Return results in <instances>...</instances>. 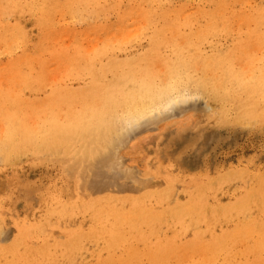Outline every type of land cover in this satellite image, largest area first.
Instances as JSON below:
<instances>
[{"label": "rangeland", "instance_id": "374dc122", "mask_svg": "<svg viewBox=\"0 0 264 264\" xmlns=\"http://www.w3.org/2000/svg\"><path fill=\"white\" fill-rule=\"evenodd\" d=\"M56 1L57 2H54V0L52 1L51 0H38L39 3L37 2L36 7L30 6V0H26V1L16 0L15 1L16 3L10 0H5V1L3 0L1 2L2 4L0 3V15H2L0 16V19L4 17L5 12L6 14L8 13L10 14V15L8 14L7 16L5 15L4 19L0 20V25H1L0 26V42L3 43L1 44L2 46L0 45L1 46L0 47V65L3 63H6V64L8 63L7 61L9 59V54H11L9 52L8 45L11 40H17L20 46L22 45L20 50L17 49L16 54L20 55L22 51H25L31 57H35V56L39 57L37 59L38 62H35L32 65V67H30L29 70H25V73L28 74L29 78L31 77L33 80L37 79V82H36L37 84L27 83L26 85V83L23 84L22 82H19L18 84L14 85V88L9 89L7 86V83H9V81H7L5 78H1L0 76V87L2 88L0 90V93L6 95V101H5L6 103L4 104L5 106L4 107L2 106L3 108L2 112L5 114H2V116H0L1 117L0 119H2V117L5 118V116L7 117V115L13 109H17L16 107H19L21 111L23 110L22 112L25 115V121L28 124L27 126H29V129L34 127V126L31 127L30 119L26 118L29 115L33 116V117L29 116L31 120H35L36 118L34 117V114L35 115L39 114L38 117L37 116L36 117L38 120L41 119L39 120L40 122L42 121V119H47L49 122L48 123L44 121L46 122L45 125L48 127L47 129H44V132L48 130V134L46 133L47 135L42 134L43 133L42 127H40V130H38L39 129L38 125H37V130L35 128L31 130L32 136H34L35 134H37V136L38 134L39 135L42 134V135L39 139L37 138V141H35L36 139H33L34 141L33 142L30 141L26 147L25 145L23 146L25 148L23 153L25 154L22 153L23 151L22 150L19 154L14 156L15 158L11 157V158L5 159L4 157L0 156V169H2L0 170V196H2L0 197V203H4V204H0V205H3V206H0V218L3 221V223H0V226L2 224V227H1L2 229L0 228L1 229L0 231H3V232L7 231L8 233L4 232L6 234V237H11L12 240L14 241V243L0 242V252H1L0 261L1 263L4 264L5 260H7L8 262L9 261V259H7V256H8L9 258L10 257L13 258V260H11L12 259L11 258L10 261L12 262L14 261L13 263L9 261L10 264H14V263L15 264H33L34 259L35 260L37 259L36 261L38 262L39 260L40 261L42 260L41 261L42 264H82V263L83 264H141V262L142 264H148L147 263L148 259H151V258L156 259L158 263L159 262L161 263V261L163 262L166 260L167 264H172L167 252L155 251L156 254L150 253L151 250H159L157 248H162V247L163 248L176 247L178 250H180L177 252V255L179 254V257L176 262L180 260L182 261L185 260V263H190L202 257L199 251L200 246L202 245L209 246L210 244H212L211 237L214 234V231H212V229L215 231L217 230L218 233L223 232L222 233V235H224L223 238L226 235H229L232 238L233 236L239 235L237 240L235 241L236 243L234 247L236 250L233 249L232 254L231 252L228 254L229 257L226 259L227 262H229L230 264H233L230 258L234 259V257L235 259H237V260L235 259L234 260L236 262H239V264H248L251 261L258 260V259L255 260V258L252 259V257H250L251 261L250 260H248L249 262L244 261L246 257H243V256L246 253L242 254L244 253V250H241L242 245H240L237 241L239 239L242 240L245 237L247 238L250 237L251 230L249 229V227L251 226V224L257 225L259 223H262V221L264 220V215L262 216V215H257L256 213H253V215L255 214L254 216L257 219L254 218L252 220L253 221L252 223L251 221L249 222V219L248 218L246 219L244 215H242L241 217V214L238 216V218L240 219L237 220V218L235 217L227 222L225 219L217 220L215 219V217H211L210 219L209 216L204 217L200 215L199 213H198L199 215L197 214L198 216L192 215L190 217L189 216L187 217V215L185 214L187 213V207H189V205L193 203L194 204L199 203L201 207L209 208V203L214 198L217 201L221 200V202L224 205H227L228 207H231V208H233L234 206L236 207L238 205L240 206L241 199L244 197V194L246 193V191L247 190L252 191L255 188V186H257V183L260 182L261 178L264 181V99H262L263 97L262 92L259 93L260 90L262 89V86L260 85L259 81L264 82V78L261 77L259 70H257L255 73V70H254L255 68H252V69L250 68V67H253V65H256V66L260 65V63H262L261 65L264 64V39L260 38L261 40L253 41V40L238 36V34H240L241 32L243 31L245 32L244 25L243 26L240 25L239 27L236 23H233L231 25H225V26L223 24H218V23L207 24L209 23L208 19L207 20L199 19V21L197 22L198 15H196L195 13V6L196 7L202 6V4L205 2L204 0H197V1L193 0V2L192 0H175V1L167 0L168 2L165 1L163 3H158L156 8L160 12H163L170 6H171L170 8L177 9L181 7L182 5L183 8H180V9L183 12L185 10V14L188 12L184 17L186 22L184 19H180L181 21L179 20L178 22H175L172 24L170 22L161 23L158 26H155L152 28V29L157 30L156 34L147 32L151 28V26H148V24H144V25L140 24V30L142 32L140 36L136 38H131L132 35L129 38L127 36L134 32L133 30L134 24H125L128 26H125V30H124V24L121 21H119L120 13L125 11V12H128V14L130 13L132 14L134 11H136L135 8H137L138 5L134 4L136 3L135 0H122V2H120L121 0H117L116 3L113 2L115 3L116 6L112 3V0H108L107 7H105L106 10H104L105 9L104 8L103 9L104 11L101 10V12L96 13V15H93L91 18H88L85 20L83 19L81 15L77 13L74 14L73 10L67 7L68 0H60V2L62 1L61 2L62 4L58 2V0ZM63 1H66L67 3L66 2L64 3ZM93 1H97L96 6H98V0H93ZM247 1L249 2V5L254 6V7H258V6L262 7V4L264 5V0H252V1L247 0ZM6 2L8 3V5ZM19 2L22 5V7L20 6ZM44 2H47L48 6L43 4ZM110 3L115 6V10H117L118 4L120 5L119 10H117L118 13L114 11V6L113 5L111 6ZM16 4L17 5L19 4V7ZM108 4L110 5L111 8L109 7ZM63 5H65V7ZM6 6L7 7L10 6V7L7 8ZM45 6L46 7L55 6V9H51L49 11L50 12L49 15L46 14L45 16V22L48 24H43L45 22L41 21L43 9L46 8ZM61 6L63 7L61 8ZM173 6H176V7H173ZM230 6L231 5L228 4L226 8L227 9L229 8V10H231L232 8ZM38 8L41 9L40 12ZM109 8L110 10H108ZM12 9L14 11H11ZM24 10L25 11L27 10L28 12L24 13L25 12ZM11 12L12 14L13 12H15L16 14L12 15ZM68 12L70 13L72 12V13L70 14ZM101 13L104 15H102ZM106 13L111 14V17L107 15ZM189 13L191 14V16ZM19 14H22V15H19ZM68 14L69 16L67 17ZM17 15H19L20 17H17ZM63 15L66 17H64ZM186 18H189L190 20H187ZM15 19H18V20L14 21ZM252 19L254 20L253 24H255L256 22L255 18H252ZM34 20L35 21L37 20L38 22L37 21L34 22ZM13 21H14V24H13ZM189 21H192V22H189ZM181 22L182 24H180ZM41 23L43 25H39ZM188 23H190L189 26H188ZM195 23H198L199 25L198 24L196 25ZM21 24L23 28L19 26ZM33 24L36 25V27L32 26ZM180 25H185V26L180 27ZM232 25H234V27L237 30H235V28ZM257 25H254L253 27ZM25 26L28 29H25ZM45 27H48L47 31L44 30ZM194 27L195 29H192ZM214 27L216 28V30ZM231 27L233 28V30ZM38 28L40 29L38 30ZM72 28L73 30H71ZM212 28H214L213 31L210 30ZM239 28H243L242 31L238 32ZM169 29H171L172 32ZM19 30H22V31L25 30V33L23 32L24 33L23 34L21 33V31L19 32ZM13 31L15 32V36L12 37L11 33ZM85 32L86 33L88 32V33L84 35ZM20 33L21 35L22 34L23 35L21 36ZM177 34H178V37H177ZM170 35H172L173 37ZM1 36L5 40L3 39L1 40ZM95 37H99L102 42L100 40L95 39ZM176 38L179 39L177 40V42H176ZM192 38L194 40H192ZM54 40L56 41V43ZM67 41L68 42L71 41V42L68 43ZM156 42L158 45L156 44ZM85 43H88L86 44L89 47L88 49L90 48H91L90 50L94 49V52L92 51L91 53L93 54L96 53L94 54V56H91L92 58L93 57L95 58L94 63H93L94 67H92L91 69H86V70H82L79 72L77 70L78 65L76 64L81 63V61H83L82 59H84L86 54H91V53H84V51L83 52L81 51V48L84 47ZM183 43L185 46L183 45ZM206 43H209V44H206ZM46 44H49V45H46ZM55 44L57 45L56 47L54 46ZM65 44H67L68 46L64 47ZM123 45L125 47H123ZM78 46H81V48L78 49L81 51L79 53L80 55L78 54L79 51L78 52L76 51L77 50L76 47ZM168 48H171V49H168ZM186 48H188V50ZM150 49L153 52H151ZM177 49H179V51ZM147 50L151 53H149ZM162 50L164 51V53ZM186 50L187 52L185 53ZM69 51L71 52L69 53ZM61 52L63 53L62 55H61ZM101 52L102 54H100ZM165 52H168L167 53L168 55H166ZM174 52L178 53L176 54L177 60L178 62L182 64L181 67H183V69L185 68V71L188 73L184 77L186 79L181 82H178L179 80H181L179 77V74H177V76L173 75L172 78H171V75L165 74L166 67L171 63L170 62L171 59L169 58L170 57L173 58L174 54L172 53ZM183 52L185 54H183ZM38 54L39 55L41 54V57ZM170 54L172 55L170 56ZM261 54L263 56L262 59L260 58ZM115 55L118 58L115 57V59H111V58H114ZM165 55L170 56V57H166ZM141 56L143 57L141 58ZM146 56L147 58L151 56V58L147 59ZM187 56L191 57V61L193 59L196 61L198 58V60L196 61V64L201 63V64H198L199 65L198 69L196 67L197 71L195 72V74L193 73L191 75L192 69L194 72L195 66L197 65L195 64L193 60L192 63H194L195 65L191 66L192 65L191 63V65L189 66V63L191 61H190V58H188ZM258 58L259 60L261 59L262 62L257 61L258 62V65H257V62H254V61L257 60ZM101 59L103 62L101 61ZM107 59L109 60L111 59L109 62H111L112 65L109 64ZM164 59L165 60L168 59L170 61H165ZM230 59L233 62H230ZM239 59H242L241 61L242 63H244V65L241 63L243 66L240 65L242 68L244 67L243 70L245 69V66H246V70H244L243 72L240 71L241 67L237 66V62L240 63V61H237ZM121 60L123 61L121 62ZM154 60L156 63H154ZM206 60H208V62ZM247 60L250 61L249 64ZM141 61L143 62V64ZM104 62H108L107 65L108 66L111 65V66L110 67L106 66L105 68L103 67L102 69L98 70V68H96L97 67L96 65H99L98 67H101V65L105 66L106 63L104 64ZM233 63L236 64L234 67L232 66ZM125 64H130V65L134 64L135 66L131 65L129 67H135L136 70L137 69L139 70V76H141L142 78L137 77L134 82L136 83V86L138 88L141 87L140 88L141 90L149 89L152 91H157V87H156L157 84H166L169 82L172 83V80H173V83L175 84L174 85L175 88H178L179 90H183L187 87L188 90L191 91L192 94L194 95H197V92H198L197 96L199 98L193 101L196 104V107L195 108L190 107L191 111L188 114L190 118L187 120V122H185L181 117H177L174 114V116L161 118L155 123L147 122L131 130L129 134L123 140H121L120 138L121 132L119 131L121 130L122 120L119 117L115 116V113L117 112V110H118V114L119 112H121V108L116 109L114 103L113 102L111 103V101L107 100L109 98L107 94L109 95V93L111 94V92L112 93L119 92V89H120L119 82L122 83L121 79L124 77L120 73L123 71V68L126 67ZM202 64L204 67L208 69V70L206 69L207 71L205 70V68L202 69L203 68L201 67ZM111 67H115V69ZM187 67H190L191 73L188 72L190 70ZM108 68H110L109 71H106V69L108 70ZM147 68L149 69V71L156 70L157 73L159 74L158 78L147 79V77L145 76ZM218 68H220V70L223 69L224 71H226V73L228 72L227 73L228 75L223 76V75L217 74L216 71ZM212 70L214 72H212ZM87 71H90V72H87ZM198 71H200V73ZM205 71L207 72V74L204 73ZM209 71H211L213 74H210ZM252 71L254 72L253 74L251 73ZM105 72H106V75H105ZM247 72L249 75L251 74L250 75L251 77L247 74ZM99 73H102L106 77L103 80V82L105 81L106 85L108 84L107 85L108 87L106 86L107 89H103L100 87L99 88L95 87V89H93L94 86L93 87L90 86V82L96 79V77H99V76H102V78L104 77L102 74H99ZM196 74L200 76L196 77L198 76ZM18 75L19 73L15 75L16 79L18 78ZM203 75L204 76L207 75V77H203ZM216 75H217V78L220 84H224L226 87H229V91L225 94V96H223L222 95L223 93H222L219 95L220 96L219 98H217V96L216 98L213 97V91H212L213 89L211 86V82H212L211 80L214 81L215 79L214 76L216 77ZM221 77L223 78L222 80H220ZM234 77H237V79ZM196 79H199V80H196ZM245 79L246 80L251 79V80H249V82L246 81L245 83L244 82ZM83 80L86 83H84ZM142 80L146 82L150 80L151 84L147 83L143 85L141 82ZM249 83H251L252 85L254 84V85L251 88H249L248 86H243V85H248ZM78 84L79 85L84 84L85 86L84 85H83L84 87L79 86ZM41 85H42V88L39 87ZM148 85L149 87H147ZM236 85H238V89ZM35 87L38 89H36ZM82 87L83 89H81ZM109 87L112 90H110ZM34 88L36 89V92ZM14 89L17 91H15ZM97 90L100 91L101 93L100 92L97 93ZM102 90L103 92L105 90L107 91L106 92L107 94H105L104 97L102 94L103 93ZM73 91L74 93H72ZM84 91H86L85 92L86 96H84ZM50 94H52V96ZM78 94L80 96H78ZM82 94H83V97H82ZM91 94L94 97V99L92 98V96H90ZM88 96H90V98H87ZM98 96L100 97L99 99H98ZM41 97L44 99H41ZM102 98H104V101L106 99L107 103L106 101L104 102ZM16 100H18L19 102H17ZM15 101L17 104L15 103ZM86 103H89V106L91 105V107H88V109L86 110L87 115L89 114L88 118L90 122L88 124V126H90L89 139L86 141H83L84 138L82 135H78L79 129H77L74 134L70 135V134L65 133L63 129L64 127L59 126L58 124L52 125L51 122L49 121V120H52L54 114H57L56 116L59 117L60 119L59 121H61L64 115L71 114L70 111L78 110V106H80L79 109H82L85 111L84 106ZM99 105H102L103 107H99ZM104 105L106 107H104ZM204 105H207L206 108L208 109H206ZM39 106H42V107H39ZM257 106L259 109H257V111L255 112L256 109L254 110V108L255 107L257 108ZM24 107L26 108L24 109ZM103 110L105 111L103 112ZM101 121H102V126L96 129L97 124L98 123L101 124ZM33 122L31 121L32 125H33ZM44 122L42 124H44ZM216 122L217 124H215ZM113 123L116 125H114ZM104 127H106V131ZM28 132L29 131L27 127V134ZM109 132L110 134L113 135V137L111 135L112 138H109L110 137ZM91 139L92 141L96 140V142H98V144L97 143L94 144V146L96 145L95 147L93 146V148H91V150L93 151L89 150V148L87 147L88 145L91 144ZM24 140H28V138ZM109 140L112 141V143H110ZM103 141L105 143V146H103L104 145V143H102ZM113 141H115V144L113 143ZM60 142H62V144ZM74 142L75 144H73ZM30 143H33V144H30ZM108 143L111 145L108 146L107 145ZM29 144L30 146H28ZM113 145L116 148L114 147L115 149L112 150ZM107 146L109 147V149ZM80 147H84V149L83 151L79 152ZM26 148L29 149V152ZM94 149H98L97 154H96L97 151ZM41 152L43 156L40 155ZM43 152H45L46 154H44ZM86 153L87 155L85 156ZM18 155L20 157H18ZM83 158H84V161H83ZM36 159L38 160V163ZM8 160L10 162L6 163L8 162ZM105 161L108 163L104 164L103 162ZM81 162L84 164H82ZM100 162H102L101 165H100ZM240 162H242L244 165L242 163L240 164ZM97 163L99 165H97ZM246 163H249V164H246ZM107 165H109V167ZM227 165L228 167H226ZM236 166H239V167H236ZM99 167H101L102 169L100 170ZM103 167H104V171L106 172L103 171ZM95 168L98 174L95 173ZM256 171L258 172L256 173ZM102 173L104 176L102 175ZM106 173L107 174L109 173L110 176H108L109 174L106 175ZM251 176L252 178H249ZM9 177H11L12 179L10 180ZM239 177H242L240 178L242 182L240 181V179H238ZM91 178L93 179V181ZM102 178H104V180ZM231 178L234 180H232ZM108 179H111V180H108ZM223 179L225 180L223 181ZM230 180H231V183H230ZM108 181L112 182V184L114 183L115 184L111 185V183H109ZM121 181H124L126 185L123 184V182ZM99 183L101 184L99 185ZM93 184H96L97 186H94ZM251 184L252 186H250ZM23 185L27 186V188ZM239 188L241 189V191L239 190ZM220 190H221V193H220ZM10 194L11 195L14 194V196L11 197ZM4 195L6 197L3 198ZM7 197H10V199ZM228 199H229V202H228ZM9 200L11 201V204L9 203L10 202ZM259 206L261 207V204ZM1 219H0V222H2ZM183 220H185V222H183L184 224L182 223L184 226L181 224ZM216 220L219 221V223L222 221L221 224L218 223L217 225ZM233 220H235L236 222L234 221L235 222L234 223ZM247 222H249V224ZM212 223L214 224L212 225ZM186 224H189V227H187L188 225ZM206 224H210V225L208 226ZM138 225L140 226V229ZM244 225L248 228L246 227L244 228ZM202 226H204L207 230L203 229L204 227ZM219 226L221 227L219 228ZM225 226H227L228 228L227 227L224 228ZM183 227L186 228L187 230L184 229ZM101 229L103 230V233H100L102 232ZM104 229L107 232L104 231ZM210 229L212 233H210ZM221 229L223 230L221 231ZM229 229L231 232H233L235 229L236 230L231 234L230 231H228ZM176 230H178V232ZM39 231L42 233H39ZM97 231H99L98 234H101V235H98L96 233ZM187 231L189 232V236H188ZM203 231L206 233H204ZM33 232H34V235H33ZM143 232L146 234L148 233L149 234L146 235L145 237ZM182 232L183 233L187 232V233H185L186 235H184ZM224 232H227V233H224ZM241 232H244V234ZM104 233L105 234L107 233V234L104 236ZM139 233L140 234L142 233V235L144 236L143 237L142 235L140 236ZM190 233L192 234L195 233V234L192 235ZM209 233L212 235H210ZM215 233L217 234V232ZM176 234L177 236L175 237ZM179 234L181 237H179ZM243 235L245 236L243 237ZM97 236H100L99 239L100 238L101 239L99 240ZM133 236H136V237L134 238ZM156 236H160V237H156ZM171 236H174V238H172ZM194 236H197L198 239ZM104 237H107L108 239H106L105 241ZM138 237H141V238L138 239ZM170 237L172 238L171 240L167 239ZM191 237H194L195 239ZM47 238L49 241L46 240ZM179 238L180 239L182 238L184 240L181 241L182 239L179 240ZM130 239H132V241ZM136 239L139 240L138 243ZM145 239H148L151 242L150 241L148 242V240H145ZM164 239L169 240V241L165 242ZM142 240L144 241V244L143 242H140ZM155 240L157 241L154 243ZM38 241L40 243H38ZM129 241L131 242L129 243ZM94 242L98 244V245L96 244V247H95ZM198 242H200L201 244L199 243V245H197ZM102 243H104V245ZM39 247L40 249H38ZM20 249L21 251L22 250L25 251V253L22 252L25 255H27L26 253L30 252L28 254L31 255V258L32 256L35 258H32L33 259L32 260L27 255L28 259L30 258V261H29L27 257L21 254ZM18 250L20 252H18ZM234 250L236 251V253H234ZM5 251L7 253L6 256L2 254V252L5 253ZM46 251L47 252L49 251L50 253L48 252L49 254L47 255ZM13 253L15 254V256H13L14 255ZM20 255H23L22 256L23 259L26 258V260L24 261L26 263L23 262V259L21 260V257L20 259L18 258ZM199 255L201 257L196 258ZM41 256H44V257H41ZM75 256L78 258V259L76 258L77 260L75 259ZM72 258H73V261H72ZM43 260L45 263L43 262ZM7 262L5 261V264H7ZM38 262H34V264H39L40 262L39 263Z\"/></svg>", "mask_w": 264, "mask_h": 264}, {"label": "bare ground", "instance_id": "6f19581e", "mask_svg": "<svg viewBox=\"0 0 264 264\" xmlns=\"http://www.w3.org/2000/svg\"><path fill=\"white\" fill-rule=\"evenodd\" d=\"M1 1V0H0ZM3 1V0H2ZM1 1V2H2ZM5 1V0H4ZM10 1H14V3H16L15 1L16 0H10ZM20 1V0H19ZM26 1V0H25ZM52 1V0H51ZM107 1L108 0H98V6H96V2L97 1H93V0H68L67 2L66 1H63L64 3L66 2L67 3V7H69L71 10H73V12H74V14L75 13H77V14H79V15H81L82 17H83V19L85 20V19H88V18H91L93 15H96V13H99V12H101V10H103L105 7H107ZM168 2L167 0H135V2L136 3H134V4H136V5H138L137 6V8H135L136 9V11H134L132 14L130 13V14H128V12H122V13H120V15H119V21H121L123 24H124V30H125V26H128V25H125V24H134L133 25V30H134V32L132 33V34H130V35H127L128 36V38L131 36V38H136V37H138V36H140V34H141V30H140V24H148V26H151V28L147 31V32H151L152 34H156L157 33V30L156 29H152L153 27H155V26H158L159 24H161V23H166V22H170L171 24L172 23H175V22H178L180 19H184L185 20V15L188 13H186L185 14V10H184V12L180 9V8H183L182 7V5H181V7H179V8H167L166 10H164L163 12H160L157 8H156V6H157V4L158 3H163V2ZM175 1V0H174ZM173 1V2H174ZM195 1H197V0H195ZM205 2L202 4V6H198V7H196L195 6V13H196V15H198L197 16V22L199 21V19H201V20H204V19H208V21H209V23H207V24H216V23H218V24H223L224 26L225 25H231V24H233V23H236L239 27H240V25L241 26H245V32L243 31V32H241L240 34H238V36H241V37H243V38H247V39H250V40H261L260 38H262V39H264V5L262 4V7H254V6H251V5H249V2L247 1V0H204ZM252 1V0H251ZM0 2V3H1ZM22 2H24V1H22ZM37 2H38V0H30V6H32V7H36V5H37ZM54 2H57L56 0H54ZM58 2H60V0H58ZM62 2V1H61ZM60 2V3H61ZM110 2V1H109ZM113 2H117V0H112V3ZM120 2H122V0L120 1ZM191 2V1H190ZM192 2H193V0H192ZM199 2H201V1H199ZM255 2V1H254ZM258 2V1H257ZM262 2V1H261ZM7 3V2H6ZM39 3V2H38ZM115 3H113L114 5H115ZM172 3V2H171ZM180 3V2H179ZM187 3V2H186ZM256 3V2H255ZM2 4V3H1ZM5 4V3H4ZM4 4H3V6H4ZM19 4H20V2H19ZM19 4L17 5L18 7H19ZM43 4H45V5H47L48 6V4H47V2H44ZM62 4V3H61ZM111 4V3H110ZM113 4H111V6L113 5ZM130 4V3H129ZM228 4H230L231 6V10H229V8L227 9L226 8V6L228 5ZM251 4V3H250ZM259 4V3H258ZM7 5H8V3H7ZM109 5V4H108ZM113 5V6H114ZM132 5V4H131ZM162 5V4H161ZM176 5V4H175ZM192 5V4H191ZM195 5H197V4H195ZM199 5V4H198ZM20 6L22 7V5L20 4ZM24 6V5H23ZM64 7H65V5H63ZM63 6H61V8L63 7ZM116 6V5H115ZM115 6H114V11L116 12V13H118L117 12V10H119V8H120V5L118 4V8H117V10H115ZM185 6V5H184ZM256 6V5H255ZM7 7V6H6ZM10 7V6H9ZM9 7H7V8H9ZM46 7V6H45ZM109 7H110V5H109ZM173 7H176V6H173ZM7 8H5V9H7ZM12 8V7H11ZM10 8V9H11ZM23 8H25V7H23ZM43 8V7H42ZM59 8V7H58ZM111 8V7H110ZM110 8L108 9V10H110ZM123 8V7H122ZM133 8V7H132ZM4 9V8H3ZM10 9H8V10H10ZM51 9H55V6L54 7H46V8H44L43 9V14H42V22H45V16H46V14L47 15H49V11L51 10ZM66 9V8H65ZM191 9V8H190ZM194 9V8H193ZM38 10H39V12L41 11V9L40 8H38ZM104 10H106V8L104 9ZM103 10V11H104ZM189 10V9H188ZM6 11V10H5ZM11 11H14L13 9L11 10ZM25 11V10H24ZM31 11V10H30ZM34 11V10H33ZM58 11H59V9H58ZM10 12V11H9ZM28 11L26 10L24 13H27ZM38 12V13H39ZM67 12V11H66ZM107 12V11H106ZM139 12V13H138ZM3 13H4V11H3ZM2 13V14H3ZM19 13V12H18ZM37 13V14H38ZM52 13V12H51ZM68 13H70V12H68ZM72 13V12H71ZM70 13V14H71ZM104 13V12H103ZM111 13H113V12H111ZM9 14V13H8ZM8 14H6V12H5V15L7 16ZM11 14H12V12H11ZM13 14L15 15L16 13L15 12H13ZM12 14V15H13ZM23 14V13H22ZM22 14H19V15H22ZM102 14V13H101ZM107 14V13H106ZM190 14V13H189ZM4 15V14H3ZM5 15H4V17H5ZM10 15V14H9ZM19 15H17V17H20ZM58 15H59V13H58ZM102 15H104V14H102ZM107 15H109L110 17H111V14H107ZM115 15V14H114ZM113 15V16H114ZM0 16H2V15H0ZM64 16V15H63ZM69 16V14L67 15V17ZM77 16V15H76ZM100 16V15H99ZM106 16V15H105ZM104 16V17H105ZM109 16H108V18H109ZM190 16H191V14H190ZM4 17L3 18H1V19H4ZM28 17V16H27ZM64 17H66V16H64ZM74 17V16H73ZM95 17V16H94ZM103 17V16H102ZM189 17V16H188ZM23 18V17H22ZM50 18V17H49ZM107 18V19H108ZM117 18V17H116ZM252 18H255V24H253L254 23V20L252 19ZM0 19V20H1ZM57 19V18H56ZM65 19V18H64ZM68 19V18H67ZM72 19V18H71ZM187 20H190L189 18H186ZM16 20H18V19H15L14 21H16ZM66 20V19H65ZM206 20H205V22H206ZM14 21H13V24H14ZM20 21V20H19ZM37 21V20H36ZM35 20H34V22H36ZM55 21V20H54ZM64 21V20H63ZM181 21V20H180ZM38 22V21H37ZM185 22H186V20H185ZM189 22H192V21H189ZM204 22V23H205ZM16 23V22H15ZM102 23V22H101ZM113 23H115V22H113ZM169 23V24H170ZM199 23H201V22H199ZM257 23H258V25H257ZM17 24V23H16ZM34 24H36V23H34ZM32 25V26H35L36 27V25ZM43 24H48V23H43ZM42 23L41 24H39V25H43ZM179 24V23H178ZM180 24H182V22L180 23ZM189 24L190 23H188V26H189ZM193 24V23H192ZM196 25L198 24V23H195ZM62 25H63V23H62ZM186 25V24H185ZM185 25H180V27L181 26H185ZM199 25V24H198ZM236 25V26H237ZM254 25H257V26H255V27H253ZM1 26V25H0ZM5 26H7V25H5ZM19 26H21L22 27V24L21 25H19ZM54 26V25H53ZM64 26H65V24H64ZM171 26V25H170ZM179 26V25H178ZM192 26V25H191ZM194 26V25H193ZM222 26V25H221ZM223 26V27H224ZM233 27H234V25H232ZM18 27V26H17ZM28 27V26H27ZM61 27V26H60ZM196 27V26H195ZM195 27L194 28H192V29H195ZM201 27V26H200ZM208 27V26H207ZM23 28V27H22ZM32 28V27H31ZM31 28H29V29H31ZM41 28V27H40ZM40 28H38V30L40 29ZM176 28V27H175ZM198 28V27H197ZM196 28V29H197ZM215 28V27H214ZM214 28H212V29H210L211 31H213V29ZM221 28V27H220ZM219 28V29H220ZM232 28V27H231ZM230 28V29H231ZM235 28V27H234ZM1 29H2V27H1ZM15 29V28H14ZM19 29V28H18ZM25 29H28V28H26V26H25ZM42 29V28H41ZM47 29H48V27H45L44 28V30L45 31H47ZM78 29V28H77ZM90 29V28H89ZM117 29V28H116ZM130 29H131V27H130ZM152 29V30H151ZM178 29H180V28H178ZM183 29V28H182ZM242 29L243 28H239L238 29V32H240V31H242ZM36 30V29H35ZM71 30H73V28L71 29ZM123 30V31H124ZM151 30V31H150ZM160 30V29H159ZM169 30H171V29H169ZM200 30V29H199ZM215 30H216V28H215ZM228 30V29H227ZM232 30H233V28H232ZM235 30H237L236 28H235ZM9 31V30H8ZM7 31V32H8ZM21 31V33H25V30L24 31H22V30H19V32ZM42 31V30H41ZM40 31V32H41ZM54 31V30H53ZM87 31H89V30H87ZM102 31V30H101ZM162 31V30H161ZM26 32H27V30H26ZM32 32V31H31ZM44 32V31H43ZM56 32H57V30H56ZM55 32V33H56ZM75 32V31H74ZM73 32V33H74ZM95 32H96V30H95ZM132 32V31H131ZM169 32V31H168ZM171 32H172V30H171ZM177 32V31H176ZM185 32H187V31H185ZM193 32V31H192ZM219 32V31H218ZM221 32V31H220ZM222 32H223V30H222ZM221 32V33H222ZM235 32H237V31H235ZM21 33H20V35H21ZM23 33V34H24ZM33 33V32H32ZM36 33V32H35ZM65 33V32H64ZM72 33V34H73ZM88 33V32H87ZM86 32H85V34L84 35H86L87 34ZM170 33V32H169ZM174 33V32H173ZM181 33V32H180ZM212 33V32H211ZM224 33H225V31H224ZM223 33V34H224ZM231 33V32H230ZM244 33V34H243ZM12 37L13 36H15V32L13 31L12 33ZM18 34V33H17ZM22 34V35H23ZM39 34V33H38ZM67 34V33H66ZM111 34H112V32H111ZM185 34V33H184ZM194 34H196V33H194ZM21 35V36H22ZM27 35V34H26ZM29 35H31V34H29ZM35 35V34H34ZM33 35V36H34ZM37 35V34H36ZM40 35V34H39ZM43 35V34H42ZM121 35V34H120ZM166 35V34H165ZM183 35V34H182ZM199 35H200V33H199ZM205 35V34H204ZM228 35V34H227ZM231 35V34H230ZM7 36V35H6ZM5 36V37H6ZM38 36V35H37ZM41 36V35H40ZM62 36V35H61ZM74 36V35H73ZM104 36V35H103ZM110 36V35H109ZM108 36V37H109ZM114 36V35H113ZM169 36V35H168ZM170 36H172V35H170ZM184 36V35H183ZM18 37V36H17ZM64 37V36H63ZM67 37V36H66ZM90 37V36H89ZM93 37V36H92ZM105 37V36H104ZM147 37V36H146ZM165 37V36H164ZM173 37V36H172ZM177 37H178V34H177ZM20 38V37H19ZM60 38V37H59ZM148 38V37H147ZM163 38V37H162ZM170 38V37H169ZM183 38V37H182ZM208 38V37H207ZM210 38V37H209ZM220 38H222V37H220ZM3 38H2V36H1V40H2ZM15 39V38H14ZM67 39V38H66ZM74 39V38H73ZM88 39V38H87ZM95 39H97V40H100V38L99 37H95ZM94 39V40H95ZM106 39V38H105ZM146 39V38H145ZM151 39V38H150ZM149 39V40H150ZM167 39V38H166ZM174 39V38H173ZM187 39V38H186ZM214 39H215V37H214ZM223 39H224V37H223ZM231 39H232V37H231ZM3 40H5V39H3ZM10 40V39H9ZM114 40V39H113ZM138 40V39H137ZM148 40V41H149ZM170 40V39H169ZM177 40H179V39H177L176 38V42H177ZM192 40H194L193 38H192ZM206 40V39H205ZM208 40V39H207ZM55 41V40H54ZM101 41V40H100ZM111 41V40H110ZM126 41V40H125ZM144 41V40H143ZM151 41V40H150ZM166 41V40H165ZM168 41V40H167ZM171 41H172V39H171ZM204 41V40H203ZM224 41V40H223ZM236 41V40H235ZM240 41V40H239ZM3 42V41H2ZM6 42V41H5ZM9 42V41H8ZM60 42H61V40H60ZM60 42H58V43H60ZM68 42V41H67ZM71 42V41H70ZM70 42H68V43H70ZM102 42V41H101ZM123 42V41H122ZM154 42V41H153ZM160 42V41H159ZM195 42H196V40H195ZM238 42V41H237ZM50 43V42H49ZM55 43H56V41H55ZM66 43V42H65ZM67 43V44H68ZM164 43V42H163ZM162 43V44H163ZM166 43H168V42H166ZM174 43V42H173ZM204 43V42H203ZM220 43H221V41H220ZM1 44H3V43H1L0 42V45ZM67 44H65L64 45V47L65 46H68ZM86 44H88V43H85V45ZM93 44V43H92ZM99 44V43H98ZM156 44H157V42H156ZM180 44V43H179ZM206 44H209V43H206ZM211 44H213V43H211ZM37 45H38V43H37ZM46 45H49V44H46ZM45 45V46H46ZM74 45V44H73ZM78 45V44H77ZM81 45H82V43H81ZM84 45V47H82L81 48V46H78V47H76L77 48V52H78V54L82 51H84V53H91L92 51L94 52V49L93 50H90V49H88L89 47L86 45L85 46ZM90 45H91V43H90ZM94 45V44H93ZM115 45H116V43H115ZM158 45V44H157ZM166 45V44H165ZM183 45H184V43H183ZM204 45V44H203ZM2 46V45H1ZM0 46V47H1ZM22 46V45H21ZM21 46H20V44L17 42V40H11L10 41V43H9V45H8V49H9V52L11 53V54H9V59H8V63L6 64V63H3V64H1L0 65V76H1V78H5L7 81H9V83H7V86H8V88L9 89H12V88H14V85H16V84H18L19 82H22L23 84H25L26 83V85H27V83H29V84H31V83H33V84H37L36 82H37V79H32L31 77L29 78V76H28V74H26L25 73V70H29L30 69V67H32V65L35 63V62H38V56H35V57H31L27 52H25V51H22V53L20 54V55H18V54H16V51H17V49H19L20 50V48H21ZM43 46V45H42ZM55 47L57 46L56 44L54 45ZM75 46H76V44H75ZM108 46V45H107ZM182 46V45H181ZM185 46V45H184ZM193 46V45H192ZM201 46V45H200ZM219 46V45H218ZM223 46V45H222ZM231 46V45H230ZM250 46H252V45H250ZM95 47V46H94ZM116 47V46H115ZM123 47H125L124 45H123ZM136 47V46H135ZM157 47V46H156ZM167 47V46H166ZM165 47V48H166ZM169 47V46H168ZM171 47V46H170ZM177 47V46H176ZM204 47V46H203ZM262 47V46H261ZM49 48H50V46H49ZM52 48V47H51ZM81 48V51L80 50H78V49H80ZM87 48V49H86ZM111 48H113V47H111ZM126 48H127V46H126ZM159 48V47H158ZM174 48V47H173ZM183 48V47H182ZM208 48V47H207ZM57 49V48H56ZM58 49H59V47H58ZM57 49V50H58ZM62 49V48H61ZM72 49V48H71ZM70 49V50H71ZM96 49V48H95ZM109 49V48H108ZM107 49V50H108ZM136 49V48H135ZM154 49V48H153ZM168 49H171V48H168ZM187 50H188V48H186ZM201 49H203V48H201ZM48 50V49H47ZM51 50V49H50ZM53 50H54V48H53ZM122 50V49H121ZM124 50V49H123ZM151 50V49H150ZM178 51H179V49H177ZM187 50L185 51V53L187 52ZM263 50V49H262ZM44 51V50H43ZM61 51V50H60ZM103 51V50H102ZM127 51V50H126ZM148 51V50H147ZM147 51H146V53H147ZM157 51V50H156ZM161 51V50H160ZM163 51V50H162ZM171 51V50H170ZM174 51V50H173ZM177 51V52H178ZM194 51V50H193ZM202 51H204V50H202ZM209 51V50H208ZM255 51V50H254ZM260 51V50H259ZM38 52V51H37ZM51 52V51H50ZM56 52V51H55ZM71 51H69V53H70ZM75 52V51H74ZM109 52H111V51H109ZM118 52V51H117ZM149 52V51H148ZM151 52H153L152 50H151ZM151 52H149V53H151ZM177 52H174V53H172V54H174V56H173V58L172 57H170L172 54H170V56H166V55H168L167 53L168 52H165L166 53V57H170L169 59H171V61L170 60H168V59H164L165 61H170L171 63L168 65V64H166V65H168L167 67H166V73L165 74H168V75H171V78H172V76L174 75H176L177 76V74H179V77H180V79L181 80H179L178 82H181V81H184L186 78H184L188 73L185 71V68L183 69V67H181V63L180 62H178V60H177V55L176 54H178ZM199 52V51H198ZM206 52V51H205ZM258 52V51H257ZM261 52H263V51H261ZM40 53H42V52H40ZM68 53V54H69ZM148 53V54H149ZM160 53V52H159ZM159 53H157V54H159ZM163 53H164V51H163ZM162 53V54H163ZM184 52H183V54H185ZM237 53V52H236ZM252 53V52H251ZM36 54V53H35ZM63 53L61 52V55H62ZM73 54V53H72ZM94 54H96V53H94ZM94 54L93 53H91V54H86L85 55V57H84V59H82L83 61H81V63H79V61H78V63L79 64H76V65H78L77 66V70L80 72V71H82V70H86V69H91L92 67H94L93 66V63H94V57L92 58L91 56H94ZM100 54H102V52L100 53ZM110 54V53H109ZM121 54V53H120ZM134 54V53H133ZM141 54V53H140ZM139 54V55H140ZM156 54V55H157ZM249 54H250V52H249ZM255 54V53H254ZM39 55V54H38ZM52 55V54H51ZM60 55V56H61ZM80 55V54H79ZM79 55H78V57H79ZM108 55V54H107ZM126 55V54H125ZM124 55V56H125ZM131 55V54H130ZM129 55V56H130ZM204 55V54H203ZM207 55V54H206ZM208 55H209V53H208ZM40 57H41V54L39 55ZM49 56V55H48ZM57 56V55H56ZM71 56V55H70ZM111 56V55H110ZM109 56V57H110ZM132 56V55H131ZM152 56V55H151ZM151 56L150 57H148V58H151ZM164 56V55H163ZM195 56V55H194ZM193 56V57H194ZM64 57V56H63ZM73 57V56H72ZM115 57H116V55L114 56V58H111V59H115ZM119 57H121V56H119ZM138 57V56H137ZM140 57V56H139ZM143 56H141V58H142ZM165 57V58H166ZM188 57V56H187ZM186 57V58H187ZM199 57V56H198ZM206 57V56H205ZM235 57V56H234ZM247 57V56H246ZM116 58H118V57H116ZM129 58V57H128ZM146 58H147V56H146ZM147 58V59H148ZM157 58V57H156ZM160 58V57H159ZM162 58V57H161ZM188 58H190V61H191V57H188ZM187 58V59H188ZM196 58V57H195ZM203 58V57H202ZM207 58V57H206ZM205 58V59H206ZM238 58V57H237ZM261 59L263 58V56H262V54H261V57H260ZM47 59H49V58H47ZM76 59V58H75ZM99 59V58H98ZM110 59V60H111ZM121 59V58H120ZM184 59H185V57H184ZM186 59V60H187ZM210 59V58H209ZM261 59L259 60V58L257 59V60H255L254 62H257V61H259V62H262L261 61ZM40 60V59H39ZM72 60H73V58H72ZM78 60V59H77ZM81 60V59H80ZM100 60V59H99ZM105 60V59H104ZM108 60V62L110 61L109 59H107ZM136 60V59H135ZM140 60V59H139ZM138 60V61H139ZM151 60V59H150ZM152 60H153V58H152ZM189 60V59H188ZM194 60V59H193ZM192 60V61H193ZM197 60H198V58H197ZM196 60V61H197ZM229 60V59H228ZM233 60H235V59H233ZM242 59H239V60H237V61H240V63H238L237 62V66H243L244 65V63H242V61H241ZM101 61H102V59H101ZM114 61V60H113ZM123 60H121V62H122ZM189 61V62H190ZM192 61L189 63V66L191 65V63H192ZM196 61L194 60V62H195V64H196ZM207 62H208V60H206ZM244 61H245V59H244ZM243 61V62H244ZM248 61V60H247ZM4 62H5V60H4ZM103 62V61H102ZM108 62H104V64L106 63V65L105 66H102L101 65V67H98L99 65H96L97 67L96 68H98V70L99 69H102L103 67L105 68L106 66L107 67H110L112 64H111V62H109V64H111V65H107L108 64ZM115 62H116V60H115ZM114 62V63H115ZM118 62V61H117ZM130 62V61H129ZM142 62V61H141ZM146 62V61H145ZM149 62V61H148ZM201 62V61H200ZM230 62H233V61H231V59H230ZM235 62V61H234ZM253 62V61H252ZM253 62V63H254ZM42 63V62H41ZM113 63V64H114ZM136 63V62H135ZM134 63V64H135ZM154 63H156L155 62V60H154ZM154 63H153V65H154ZM167 63V62H166ZM180 63V64H179ZM228 63V62H227ZM236 63V62H235ZM235 63H233V67L236 65ZM243 65H242V64ZM250 63V61H248V64ZM252 63V64H253ZM6 64V65H5ZM44 64V63H43ZM118 64V63H117ZM134 64H131V65H133V66H135ZM141 64V63H140ZM142 64H143V62H142ZM145 64V63H144ZM160 64V63H159ZM194 63H192V65L191 66H193V65H195ZM198 64H201V63H198ZM198 64H196L197 66H195V71L193 72V69H192V73H191V70H190V67H187L190 71H188V72H190L191 73V75L194 73L195 74V72L197 71L196 70V67H197V69H198ZM239 64V65H238ZM252 64H250V65H252ZM262 63H260V65H258V62H257V65L258 66H256V65H253V67H250L251 69L252 68H255L254 70H255V73H256V71L257 70H259V72H260V75H261V77H263L264 78V64L263 65H261ZM40 65V64H39ZM130 64H125V68H123V71L120 73V74H122L124 77L121 79L122 80V83L121 82H119V84H120V89H121V91H120V89H119V92H117V93H112L111 92V94L109 93V91L110 90H112L110 87V90L108 91V93H109V95L106 93L107 91L105 90L104 92H103V90H102V94H103V97L105 96V94H107V96H109V98L107 99V100H109V101H111V103L113 102L114 103V105H115V107H116V109H118V108H121V112H119V114H118V110H117V112L115 113V116H117V117H119L121 120H122V122H121V130L119 131V132H121L120 133V138H121V140H123L128 134H129V132L131 131V130H133V129H135V128H137V127H139V126H141V125H143V124H145V123H147V122H149V123H155V122H157L159 119H161V118H165V117H169V116H174V113H163V114H161L160 113V109H162V107L172 98V96H171V94H170V92H171V89L172 88H175V84L173 83V80H172V83L171 82H169V83H166V84H155L156 85V87H157V91H152V90H149V89H143V90H141L140 88H138L137 86H136V83L134 82L135 81V79L138 77V78H142L141 76H139V70L137 69L136 70V68L135 67H129V66H131ZM246 65V64H245ZM114 66V65H113ZM209 66V65H208ZM223 66V65H222ZM237 66H236V68H237ZM240 66V67H241ZM35 67V66H34ZM142 67V66H141ZM147 67V66H146ZM146 67H144V68H146ZM153 67V66H152ZM201 67H203L202 69H204L205 68V70L207 69L206 67H204L203 66V64H202V66ZM111 68H113V69H115V67H111ZM121 68V67H120ZM192 68V67H191ZM221 68V67H220ZM220 68H218L217 69V74H219V75H228L227 73H226V71H224L223 69H221L220 70ZM244 68V67H243ZM243 68L241 67V69H240V71H244V70H246V66H245V69L243 70ZM109 69L110 68H108V70L106 69V71H109ZM212 69V68H211ZM96 70V69H95ZM187 70V69H186ZM208 70V69H207ZM206 70V71H207ZM78 71H77V73H78ZM105 71V70H104ZM155 71V72H154ZM154 71H149V69L147 68V70H146V74H145V76L147 77V79H150V78H158V76H159V74L157 73V71L156 70H154ZM204 72L205 74H207V72ZM236 71V70H235ZM238 71V70H237ZM15 72H16V74L17 73H19V75H18V78L16 79L15 78ZM87 72H90V71H87ZM110 72H112V71H110ZM109 72V73H110ZM199 73H200V71H198ZM212 72H214L213 70H212ZM211 71H209V73L210 74H213ZM41 73H42V71H41ZM75 73V72H74ZM85 73H86V71H85ZM96 73V72H95ZM104 73V72H103ZM109 73H107V74H109ZM198 73V74H199ZM252 74L254 73L253 71L251 72ZM34 74V73H33ZM32 74V75H33ZM39 74V73H38ZM99 74H102V73H99ZM99 74H98V76H99ZM198 74H196V75H198ZM204 74V75H205ZM241 74V73H240ZM247 74H248V72H247ZM80 75V74H79ZM103 75V74H102ZM105 75H106V72H105ZM111 75V74H110ZM190 75V74H189ZM188 75V76H189ZM190 75V76H191ZM196 75H194V76H196ZM203 75V77H207V75L206 76H204ZM231 75H233V74H231ZM249 75V74H248ZM251 75V74H250ZM249 75V76H250ZM92 76H93V74H92ZM104 76V75H103ZM118 76V75H117ZM193 76V77H194ZM200 75H198V76H196V77H199ZM209 76V75H208ZM237 76V75H236ZM244 76V75H243ZM37 77V76H36ZM95 77V76H94ZM110 77V76H109ZM210 77V76H209ZM251 77V76H250ZM90 78V77H89ZM106 77L104 76L103 78H102V76H99V77H96V79H94L93 81H91L90 82V86H94V88L93 89H95V87H100V88H103V89H107L106 88V86L108 85H106V83H105V81L103 82V80L105 79ZM211 78V77H210ZM214 81L213 80H211L212 82H211V86H212V91H213V97H215L216 98V96H217V98H219L220 96V94H222L223 96H225V94L229 91V87H226L224 84H220L219 83V81H218V78H217V75H216V77L214 76ZM234 78H236L237 79V77H234ZM83 79V78H82ZM81 79V80H82ZM145 79V78H144ZM213 79V78H212ZM223 78L221 77V79L220 80H222ZM259 79V78H258ZM91 80V79H90ZM89 80V81H90ZM109 80V79H108ZM164 80V79H163ZM196 80H199V79H196ZM249 80H251V79H249ZM249 80H246L245 79V83H246V81H248L249 82ZM84 81V80H83ZM111 81H112V79H111ZM152 81H153V79H152ZM176 81V80H175ZM230 81H232V80H230ZM138 82H139V80H138ZM142 82V84L143 85H145V84H151V81L149 80L148 82H146V81H141ZM154 82H156V81H154ZM178 82H177V84H178ZM186 82H187V80H186ZM240 82V81H239ZM21 83V84H22ZM82 83V82H81ZM84 83H86L85 81H84ZM161 83V82H160ZM176 83V82H175ZM203 83V82H202ZM229 83V82H228ZM241 83H242V81H241ZM259 83H260V85L262 86V89L260 90V92L259 93H261L262 92V95H263V97H264V82L262 81V82H260L259 81ZM32 84V85H33ZM40 84V83H39ZM80 84V83H79ZM78 84V85H79ZM84 85V84H83ZM83 85H79V86H83ZM86 85H88V84H86ZM112 85V84H111ZM140 85V84H139ZM239 85V84H238ZM238 85H236L237 86V89H238ZM254 85V84H253ZM251 83H249L248 85H243V86H248L249 88H251L252 86H253ZM23 86V85H22ZM38 86V85H37ZM43 86H44V84H43ZM85 86V85H84ZM83 86V87H84ZM180 86V85H179ZM228 86V85H227ZM230 86V85H229ZM235 86V85H234ZM259 86V85H258ZM6 87V86H5ZM29 87V86H28ZM39 87H41L42 88V85L41 86H39ZM83 87L81 88V89H83ZM87 87V86H86ZM85 87V88H86ZM108 87V86H107ZM117 87V86H116ZM119 87V86H118ZM147 87H149V85L147 86ZM20 88V87H19ZM30 88V87H29ZM36 88V87H35ZM34 88V89H35ZM71 88V87H70ZM69 88V89H70ZM73 88V87H72ZM78 88V87H77ZM90 88V87H89ZM108 88V89H109ZM114 88H115V86H114ZM191 88H193V87H191ZM198 88V87H197ZM2 88L0 87V90H1ZM16 89V88H15ZM14 89V90H15ZM36 89H38V88H36ZM36 89H35V92H36ZM67 89V88H66ZM87 89V88H86ZM151 89V88H150ZM175 89H177L178 91H180L178 88H175ZM185 89H187L188 90V88L186 87ZM239 89H241V88H239ZM255 89V88H254ZM26 90V89H25ZM91 90V89H90ZM90 90H89V92H90ZM99 90V89H98ZM97 90V93H99L100 91H98ZM114 90V89H113ZM184 90V89H183ZM208 90V89H207ZM5 91V90H4ZM15 91H17V90H15ZM38 91V90H37ZM41 91V90H40ZM62 91H64V90H62ZM93 91H95V90H93ZM92 91V92H93ZM231 91V90H230ZM18 92H20V91H18ZM60 92V91H59ZM81 92V91H80ZM85 92L86 91H84V96H86V94H85ZM88 92V93H89ZM56 93H58V92H56ZM63 93V92H62ZM65 93V92H64ZM72 93H74V91L72 92ZM82 93V92H81ZM101 93V92H100ZM195 93V92H194ZM13 94V93H12ZM70 94V93H69ZM80 94V93H79ZM78 94V96H80ZM93 94V93H92ZM92 94L90 95V96H92ZM51 96H52V94H50ZM67 95V94H66ZM194 95V94H193ZM197 95H198V92H197ZM196 95V96H197ZM8 96V95H7ZM23 96V95H22ZM90 96H88L87 98H90ZM106 96V97H107ZM200 96H202V95H200ZM234 96V95H233ZM31 97V96H30ZM56 97V96H55ZM75 97V96H74ZM82 97H83V94H82ZM97 97V96H96ZM95 97V98H96ZM100 97H101V95H100ZM99 96H98V99L100 98ZM206 97V96H205ZM262 97V96H261ZM260 97V98H261ZM262 97V99H264ZM17 98V97H16ZM21 98V97H20ZM46 98V97H45ZM49 98V97H48ZM72 98H73V96H72ZM86 98V99H87ZM92 98L94 99V97L92 96ZM15 99V98H14ZM13 99V100H14ZM37 99H39V98H37ZM41 99H44V98H42L41 97ZM40 99V100H41ZM77 99V98H76ZM83 99H85V98H83ZM211 99V98H210ZM209 99V100H210ZM259 99V98H258ZM19 100V99H18ZM18 100H16L17 102H19ZM24 100H25V98H24ZM32 100V99H31ZM73 100V99H72ZM78 100V99H77ZM81 100H82V98H81ZM102 100L104 101V98H102ZM254 100V99H253ZM6 101V95L5 94H2V93H0V106H1V108H0V116H2V114H5V113H3L2 111V106L4 107L5 105V102ZM16 101H15V103H16ZM90 101H91V99H90ZM99 101H101V100H99ZM105 101H106V99H105ZM104 101V102H105ZM29 102H31V101H29ZM46 102V101H45ZM75 102V101H74ZM83 102V101H82ZM22 103V102H21ZM20 103V104H21ZM48 103V102H47ZM70 103V102H69ZM77 103H79V102H77ZM81 103V102H80ZM97 103V102H96ZM99 103V102H98ZM106 103H107V101H106ZM111 103H110V105H111ZM223 103V102H222ZM232 103V102H231ZM17 104V103H16ZM68 104V103H67ZM72 104H73V102H72ZM100 104H101V102H100ZM214 104V103H213ZM224 104V103H223ZM229 104V103H228ZM22 105V104H21ZM23 105H25V104H23ZM39 105H41V104H39ZM69 105H71V104H69ZM83 105V104H82ZM209 105V104H208ZM211 105V104H210ZM94 106V105H93ZM108 106V105H107ZM14 107V106H13ZM37 107H38V105H37ZM36 107V108H37ZM39 107H42V106H39ZM73 107V106H72ZM76 107V106H75ZM79 107L80 106H78V110H74V111H70L71 112V114H69V115H64V117H63V119L61 120V121H59L60 119H59V117H57L56 115L57 114H54V116H53V118H52V120H49L50 122H51V124L52 125H55V124H58L59 126H62V127H64L63 129H64V131H65V133H67V134H70V135H72V134H74L75 132H76V130L77 129H79L78 130V135H82L83 136V138H84V140L83 141H86V140H88L89 139V132H90V126H88V124L90 123L89 122V114L87 115V113H86V110L88 109V107H91V105L89 106V103H86L85 104V111L84 110H82V109H79ZM99 107H103L102 105H99ZM104 107H106L105 105H104ZM187 107H193V108H195L196 107V104L192 101V103H190V105H188ZM197 107H199V106H197ZM204 107L206 108L207 107V105H204ZM208 107H210V106H208ZM17 109H13L8 115H7V117L5 116V115H3V116H5V118H3L2 117V119H0V156L1 157H4L5 159H8V158H11V157H14L15 155H17V154H19L22 150V153L24 152V145H25V147L27 146V144L30 142V141H34L33 139H36L35 141H37V138L39 139L40 137H41V135L42 134H48V130L47 131H45L44 132V129H47L48 127L45 125V123L46 122H48V120L47 119H42V121L40 122L39 120H41V119H37V117H38V115L36 114H34V117L36 118H34L35 120H31V118L30 117H33V116H28V117H26V118H29L30 119V125H31V127L32 126H34L33 128H35L36 130H37V125H38V130H40V127H42L43 128V133L42 134H38V136H37V134H35L34 136H32V131L31 130H33V128H30L29 129V126H27L28 124L26 123V121H25V115H24V113L19 109V107H16ZM26 107H24V109H25ZM57 108V107H56ZM55 108V109H56ZM71 108V107H70ZM95 108H97V107H95ZM114 108V107H113ZM210 108H212V107H210ZM215 108V107H214ZM106 109V108H105ZM108 109V108H107ZM110 109V108H109ZM206 109H208V108H206ZM247 109V108H246ZM256 109V110H255ZM257 109H259L258 108V106H257V108L255 107L254 108V110H255V112L257 111ZM120 110V109H119ZM215 110V109H214ZM213 110V111H214ZM222 110V109H221ZM220 110V111H221ZM231 110V109H230ZM5 111V110H4ZM36 111V110H35ZM44 111V110H43ZM65 111H66V109H65ZM94 111V110H93ZM105 110H103V112H104ZM109 111V110H108ZM30 112H31V110H30ZM69 112V113H70ZM90 112V111H89ZM97 112V111H96ZM225 112V111H224ZM28 113V112H27ZM95 114H97V113H95ZM107 114V113H106ZM108 115V114H107ZM224 115V114H223ZM233 115V114H232ZM37 116V117H36ZM93 116H95V115H93ZM218 116V115H217ZM233 117V116H232ZM1 118V117H0ZM101 118V117H100ZM244 118V117H243ZM54 119V120H53ZM118 119V118H117ZM219 119V118H218ZM242 119V118H241ZM246 119V118H245ZM217 120V119H216ZM238 120V119H237ZM244 120V119H243ZM251 120V119H250ZM31 121L33 122V125L31 124ZM44 121H46V122H44ZM214 121H215V119H214ZM242 121V120H241ZM28 122H29V120H28ZM44 122V124H42ZM221 122V121H220ZM239 122V121H238ZM49 123V122H48ZM119 123V122H118ZM242 123V122H241ZM110 124V123H109ZM114 124V123H113ZM215 124H217V122L215 123ZM114 125H116V124H114ZM120 125V124H119ZM240 125H242V124H240ZM250 125V124H249ZM258 125V124H257ZM2 126V127H1ZM100 126H102V121H101V124L100 123H98L97 124V126H96V129L98 128V127H100ZM260 126H262V125H260ZM27 127H28V134H27ZM256 127V126H255ZM95 129V130H96ZM104 129H105V131H106V127H104ZM110 129V128H109ZM108 129V130H109ZM117 129V128H116ZM112 130H114V129H112ZM119 130V129H118ZM110 131V130H109ZM35 132V131H34ZM118 132V131H117ZM117 132H116V134H117ZM118 132V133H119ZM34 134V133H33ZM46 134V135H47ZM102 134H103V132H102ZM104 134H105V132H104ZM115 134V135H116ZM109 135H110V137L109 138H112L113 137V135L112 134H110V132H109ZM111 135H112V137H111ZM97 136H98V134H97ZM108 136V135H107ZM28 138V140H24V139H27ZM65 138V137H64ZM99 138V137H98ZM106 139V138H105ZM104 139V140H105ZM51 140V139H50ZM53 140H54V138H53ZM63 140V139H62ZM111 140V139H110ZM109 140V142L110 143H112V141H110ZM28 141V142H27ZM65 141H66V139H65ZM76 141V140H75ZM82 141V142H83ZM71 142V141H70ZM107 142V141H106ZM37 143V142H36ZM61 144H62V142H60ZM69 143V142H68ZM68 143H67V145H68ZM98 144V142H96V140H93L92 141V139H91V144L90 145H88L87 147L89 148V150H91V148H93V146H94V144ZM102 143H104V141L102 142ZM113 143L115 144V141H113ZM30 144H33V143H30ZM30 144L28 145V146H30ZM59 144V143H58ZM73 144H75V142L73 143ZM86 144H87V142H86ZM55 145V144H54ZM108 146H110L111 144H107ZM241 145V144H240ZM32 146V145H31ZM96 146V145H95ZM94 146V147H95ZM100 146V145H99ZM103 146H105V143H104V145ZM107 146V147H108ZM86 147V146H85ZM115 146L113 145V147H112V150L113 149H115L114 148ZM48 148V147H47ZM27 149V148H26ZM37 149V148H36ZM79 149V148H78ZM83 149H84V147H80V150H79V152L80 151H83ZM108 149H109V147H108ZM258 149V148H257ZM28 150V152H29V149H27ZM71 150V149H70ZM77 150V149H76ZM88 150V151H89ZM94 150H98V149H94ZM241 150H242V148H241ZM37 151V150H36ZM35 151V152H36ZM72 151V150H71ZM74 151V150H73ZM91 151H93V150H91ZM224 152V151H223ZM44 154H46L45 152H43ZM98 153V151L96 152V154ZM231 153V152H230ZM23 154H25V153H23ZM31 154V153H30ZM39 154V153H38ZM71 154H72V152H71ZM228 154V153H227ZM32 155V154H31ZM41 156H43L42 155V152H41V154H40ZM78 155H79V153H78ZM87 155V153L85 154V156ZM23 156V155H22ZM92 156V155H91ZM18 157H20L19 155H18ZM17 157V158H18ZM46 157V156H45ZM255 157H256V155H255ZM255 157H254V159H255ZM15 158V157H14ZM41 158H43V157H41ZM224 158V157H223ZM86 159H88V158H86ZM96 159V158H95ZM37 160V159H36ZM46 160V159H45ZM109 160V159H108ZM252 160H253V158H252ZM4 161V160H3ZM7 161V160H6ZM83 161H84V158H83ZM88 161V160H87ZM101 161V160H100ZM111 161V160H110ZM10 161L8 160V162H6V163H9ZM229 162V161H228ZM238 162V161H237ZM253 162V161H252ZM4 163V162H3ZM37 163H38V160H37ZM82 163V162H81ZM87 163V162H86ZM104 164L105 163H108V162H103ZM231 163V162H230ZM233 163V162H232ZM236 163V162H235ZM239 163V162H238ZM242 162H240V164H241ZM82 164H84V163H82ZM90 164V163H89ZM102 164V162H100V165ZM111 164V163H110ZM237 164V163H236ZM235 164V165H236ZM243 164V163H242ZM246 164H249V163H246ZM86 165V164H85ZM97 165H99L98 163H97ZM112 165V164H111ZM244 165V164H243ZM36 166V165H35ZM84 166V165H83ZM87 166V165H86ZM103 166V165H102ZM108 167H109V165H107ZM232 166V165H231ZM234 166V165H233ZM240 166V165H239ZM239 166H236V167H239ZM250 166V165H249ZM5 167H7V166H5ZM89 167V166H88ZM106 167V166H105ZM113 167V166H112ZM226 167H228V165L226 166ZM235 167V166H234ZM246 167V166H245ZM257 167V166H256ZM100 168V170L102 169L101 167H99ZM224 168V167H223ZM230 168V167H229ZM233 168V167H232ZM261 168V167H260ZM87 169V168H86ZM91 169V168H90ZM84 170V169H83ZM88 170H89V168H88ZM94 170V169H93ZM249 170H250V168H249ZM260 170V169H259ZM98 171H99V169H98ZM103 171H104V167H103ZM222 171H223V169H222ZM104 172H106V171H104ZM103 172V173H104ZM258 171H256V173H257ZM95 173H97L96 172V168H95ZM103 173H102V175H103ZM98 174V173H97ZM97 174H95V175H97ZM109 174V173H108ZM107 173H106V175H108ZM106 175H105V177H106ZM104 176V175H103ZM108 176H110V174L108 175ZM250 176V175H249ZM104 177V178H105ZM234 177V176H233ZM237 177V176H236ZM104 178H102L103 180H104ZM240 178H242V177H239L238 179H240ZM249 178H252V176L251 177H249ZM92 179V178H91ZM119 179V178H118ZM232 179V178H231ZM236 179V178H235ZM101 180V179H100ZM108 180H111V179H108ZM225 179H223V181H224ZM232 180H234V179H232ZM91 181V180H90ZM92 181H93V179H92ZM91 181V182H92ZM240 181H241V179H240ZM248 181H249V179H248ZM107 182V181H106ZM109 183H111V185H114V184H112V182H110V181H108ZM121 182H123V184H125L124 183V181H121ZM226 182V181H225ZM227 182H228V180H227ZM242 182V181H241ZM93 183V182H92ZM103 183V182H102ZM220 183V182H219ZM230 183H231V180H230ZM252 183H253V181H252ZM91 184V183H90ZM101 183H99V185H100ZM94 186H97L96 184H93ZM111 185H109V186H111ZM126 185V184H125ZM127 185H128V183H127ZM222 185V184H221ZM228 185H229V183H228ZM242 185V184H241ZM23 186H25V185H23ZM93 186V187H94ZM250 186H252V184L250 185ZM26 188H27V186H25ZM239 187V186H238ZM240 187H242V186H240ZM95 188V187H94ZM223 188V187H222ZM226 188H228V187H226ZM248 188V187H247ZM218 189V188H217ZM216 189V190H217ZM216 190H214V191H216ZM239 190L241 191V189L239 188ZM244 190H246V189H244ZM15 191H16V189H15ZM15 191H14V193H15ZM235 191V190H234ZM10 192V191H9ZM12 193V192H11ZM220 193H221V190H220ZM226 193V192H225ZM230 193H232V192H230ZM236 193V192H235ZM228 194V193H227ZM234 194V193H233ZM240 194V193H239ZM239 194H238V196H239ZM1 195H3V194H1ZM8 195V194H7ZM10 196L11 197H13L14 196V194H10ZM15 196H16V194H15ZM232 196V195H231ZM237 196V195H236ZM0 197H2V196H0ZM4 197H6L5 195L3 196V198ZM7 198H9L10 199V197H7ZM18 198V197H17ZM20 199V198H19ZM230 199H232V198H230ZM234 200V199H233ZM2 201V200H1ZM10 201V200H9ZM19 201V200H18ZM25 201V200H24ZM240 201V200H239ZM8 202V201H7ZM228 202H229V199H228ZM10 204H11V201L9 202ZM0 204H4V203H0ZM232 204V203H231ZM261 204V207L259 206ZM9 205V204H8ZM258 205V206H257ZM0 206H3V205H0ZM5 206V205H4ZM10 206H12V205H10ZM257 206V207H256ZM6 207H7V205H6ZM15 207V206H14ZM254 207H255V209H254ZM16 208V207H15ZM14 208V209H15ZM13 209V210H14ZM257 209V210H256ZM11 210V209H10ZM200 214V215H202V216H204V217H206V216H209V218L211 219V217H215V219H217V220H219V219H225L226 220V222L227 221H230L231 219H233V218H237V220L238 219H240V218H238V216L241 214V217H242V215H244L245 217H246V219L248 218L249 219V222L251 221L252 223H253V219L254 218H256L254 215H253V213H256L257 215H264V181H263V179L261 178L260 179V182H258L257 183V186H255V188L251 191V190H247L246 191V193L244 194V197L241 199V202H240V206L238 205V206H234L233 208H231V207H228L227 205H224L222 202H221V200H219V201H217L215 198L209 203V208H207V207H201L200 206V204L198 203V204H191V205H189V207H187V213L185 214V215H187V217L189 216H192V215H197V214ZM198 214V215H199ZM197 215V216H198ZM194 216V217H195ZM261 216V217H262ZM154 218V217H153ZM184 218V217H183ZM244 218V217H243ZM263 218V217H262ZM1 219V218H0ZM257 219V218H256ZM259 219H260V217H259ZM258 219V220H259ZM5 220V219H4ZM153 220V219H152ZM181 220H182V218H181ZM187 220V219H186ZM203 220H204V218H203ZM203 220H201V221H203ZM216 220V221H217ZM224 220V221H225ZM1 221H2V219H1ZM206 221H208V220H206ZM221 221V220H220ZM235 220H233V222H234ZM240 221V220H239ZM256 221V220H255ZM260 221V220H259ZM264 221V220H263ZM263 221H262V223H259V224H257V225H254V224H251V226L249 227V229L251 230V232H250V237H245V238H243L242 240L241 239H239L237 242L240 244V245H242L241 246V250H244V253H242V254H245L243 257H246V259L244 260V261H248V260H250L251 261V258L250 257H252V259H254L255 258V260L256 259H258V260H260V258H261V250H262V247H264V223H263ZM183 222H185V220H183L182 222H181V224L183 223ZM222 222V221H221ZM221 222L219 223V221H217V225H218V223L219 224H221ZM236 222V221H235ZM234 222V223H235ZM238 222V221H237ZM249 222H247L248 224H249ZM0 223H3V221L2 222H0ZM204 223V222H203ZM209 223H210V221H209ZM214 223H215V221H214ZM214 223H212V225L214 224ZM241 223V222H240ZM246 223V222H245ZM184 224V223H183ZM182 224V225H183ZM227 224V223H226ZM225 224V225H226ZM237 224V223H236ZM248 224H246V225H248ZM186 225H188L187 227H189V224H186ZM206 225H210V224H206ZM206 225H205V227H206ZM235 225V224H234ZM243 225V224H242ZM38 226V225H37ZM139 226V225H138ZM184 226V225H183ZM216 226V225H215ZM232 226V225H231ZM2 227V224H1V226H0V228ZM202 227H204V226H202ZM203 228V229H206V228ZM214 227V226H213ZM221 226H219V228H220ZM227 226H225L224 228H226ZM229 227H230V225H229ZM234 227V226H233ZM246 226L244 225V228H245ZM38 228V227H37ZM182 228V227H181ZM184 228V227H183ZM215 228H217V227H215ZM223 228V229H224ZM228 228V227H227ZM232 228V227H231ZM246 228H248V227H246ZM2 229V228H1ZM0 229V230H1ZM139 229H140V226H139ZM184 229H186V228H184ZM184 229H183V231H184ZM223 229H221V231L223 230ZM102 230V229H101ZM187 230V229H186ZM185 230V231H186ZM207 230V229H206ZM225 230V229H224ZM232 230V229H231ZM236 230V229H235ZM234 230V231H235ZM242 230H243V228H242ZM38 231V230H37ZM100 231V230H99ZM99 231H97L96 233L98 234V232ZM104 231H106L105 229H104ZM117 231V230H116ZM177 232H178V230H176ZM200 231V230H199ZM198 231V232H199ZM212 231H214V234L212 235V234H210V233H212L211 232V229H210V235H212V244H210L209 246H207V245H202V246H200V248H199V251H200V253H201V255H202V257L199 255V256H197L196 258H198V257H201L200 259H196L194 262H190V263H185V260H180V261H178V262H176L177 261V259H178V257H179V254L177 255V252L178 251H180V250H178L176 247H174V248H169V247H167V248H157V249H159V250H151V252L150 253H155L156 254V252L155 251H164V252H167L168 253V256H169V259H170V261L172 262V264H228L229 262H227V258L229 257L228 256V254L231 252V254H232V252H233V249H235V241L237 240V238H238V236H233V238L232 237H230L229 235H226L224 238H223V236L224 235H222V233H218V231L216 230H213L212 229ZM226 231V230H225ZM228 231H230V229L228 230ZM233 231V232H234ZM4 232H7V231H4ZM107 232V231H106ZM121 232V231H120ZM125 232V231H124ZM179 232H180V230H179ZM188 232V231H187ZM187 232H185V233H187ZM204 232V231H203ZM215 232H217V234L215 233ZM233 232H231L230 231V233L232 234ZM8 233V232H7ZM36 233V232H35ZM39 233H42V232H40L39 231ZM100 233H103V230H102V232H100ZM112 233V232H111ZM116 233V232H115ZM175 233V232H174ZM183 233V232H182ZM185 233H183L184 235H186ZM204 233H206V232H204ZM224 233H227V232H224ZM241 233H243L244 234V232H241ZM32 234V233H31ZM37 234V233H36ZM81 234V233H80ZM96 234V235H97ZM107 234V233H106ZM105 233H104V236L106 235ZM109 234H110V232H109ZM133 234V233H132ZM140 234V233H139ZM143 234L145 235V237H146V235H148V234H146V233H144L143 232ZM169 234V233H168ZM181 234V233H180ZM180 234H179V237H181L180 236ZM190 234H192V233H190ZM195 234V233H194ZM194 234H192V235H194ZM197 234V233H196ZM201 234V233H200ZM229 234V233H228ZM230 234V235H231ZM240 234V233H239ZM33 235H34V232H33ZM95 235V236H96ZM98 235H101V234H98ZM114 235V234H113ZM142 235V233L140 234V236ZM144 235H142V237L144 236ZM159 235V234H158ZM163 235V234H162ZM202 235H203V233H202ZM242 235V234H241ZM26 236V235H25ZM37 236V235H36ZM68 236V235H67ZM110 236V235H109ZM108 236V237H109ZM170 236V235H169ZM177 236V234L175 235V237ZM188 236H189V232H188ZM191 236V235H190ZM245 235H243V237H244ZM99 237L100 236H97V238L99 239ZM129 237V236H128ZM134 238L136 237V236H133ZM152 237V236H151ZM156 237H160V236H156ZM163 237V236H162ZM172 238H174V236H171ZM167 238V239H172V238ZM194 237H196L197 238V236H194ZM194 237H191V238H194ZM210 237V236H209ZM23 238H25V237H23ZM36 238V237H35ZM105 238V241H106V239H108L107 237H104ZM139 238H141V237H138V239ZM178 238V237H177ZM183 238V237H182ZM181 238V239H182ZM185 238V237H184ZM186 238H187V236H186ZM208 238V237H207ZM240 238H241V236H240ZM68 239V238H67ZM90 239V238H89ZM97 239V240H98ZM101 239V238H100ZM99 239V240H100ZM122 239V238H121ZM138 239H136L137 240V243L139 242V240ZM148 239H150V238H148ZM148 239H145V240H148ZM180 238H179V240H181ZM195 239V238H194ZM198 239V238H197ZM46 240H48V238L46 239ZM84 240V239H83ZM93 240V239H92ZM131 241H132V239H130ZM136 240H134V241H136ZM144 240V239H143ZM140 241V242H143V244H144V241ZM160 240V239H159ZM163 240V239H162ZM165 240V239H164ZM174 240V239H173ZM184 239H182L181 241H183ZM41 241V240H40ZM49 241V240H48ZM91 241V240H90ZM96 241V240H95ZM104 241V240H103ZM131 241H129V243L131 242ZM150 240H148V242H149ZM157 240H155L154 241V243L156 242ZM166 241H169V240H165V242ZM209 241V240H208ZM20 242V241H19ZM18 242V243H19ZM81 242V241H80ZM85 242V241H84ZM127 242V241H126ZM147 242V243H148ZM151 242V241H150ZM179 242V241H178ZM38 243H40L39 241H38ZM121 243H122V241H121ZM135 243V242H134ZM164 243V242H163ZM173 243H174V241H173ZM177 243V242H176ZM186 243V242H185ZM196 243V242H195ZM199 243L200 242H198V244L197 245H199ZM54 244V243H53ZM88 244V243H87ZM92 244V243H91ZM94 244H95V247H96V242H94ZM103 245H104V243H102ZM150 244V243H149ZM201 244V243H200ZM206 244V243H205ZM209 244V243H208ZM18 245V244H17ZM16 245V246H17ZM85 245V244H84ZM98 245V244H97ZM151 245V244H150ZM149 245V246H150ZM152 245H153V243H152ZM162 245H164V244H162ZM2 246H3V244H2ZM47 246V245H46ZM106 246H107V244H106ZM105 246V247H106ZM14 247V246H13ZM18 247V246H17ZM20 247V246H19ZM38 247V246H37ZM82 247H83V245H82ZM153 247V246H152ZM161 247V246H160ZM196 247V246H195ZM60 248V247H59ZM183 248V247H182ZM14 249V248H13ZM17 249V248H16ZM38 249H40V247L38 248ZM79 249V248H78ZM156 249V248H155ZM26 250V249H25ZM80 250V249H79ZM91 250H92V248H91ZM121 250V249H120ZM182 250V249H181ZM236 250V249H235ZM234 250V253H236V251ZM20 251H21V249H20ZM19 250H18V252H20ZM29 251V250H28ZM35 251V250H34ZM50 251V250H49ZM48 251V252H49ZM81 251V250H80ZM17 252V251H16ZM22 252H24L25 253V251H21V254H23L25 257H27V255H28V257H30L31 258V255L30 254H28V253H30V252H28V253H26L27 255H25L24 253H22ZM47 252V251H46ZM46 253L47 255L50 253ZM58 252V251H57ZM70 252V251H69ZM77 252V251H76ZM9 253V252H8ZM15 253V252H14ZM13 253V254H14ZM67 253V252H66ZM72 253V252H71ZM159 253V252H158ZM181 253V252H180ZM0 254H1V252H0ZM2 254L3 255H7V253H6V251H5V253L4 252H2ZM69 254V253H68ZM67 254V255H68ZM73 254V253H72ZM23 255H20L18 258L20 259V257H21V260L23 259L22 258V256ZM125 255V254H124ZM159 255V254H158ZM177 255V256H176ZM13 256H15V254L13 255ZM78 256V255H77ZM91 256V255H90ZM167 256V255H166ZM196 256V255H195ZM231 256V255H230ZM233 256H234V254H233ZM3 257V256H2ZM28 257H27V259H28ZM41 257H44V256H41ZM63 257V256H62ZM61 257V258H62ZM66 257V256H65ZM138 257V256H137ZM150 257H151V255H150ZM189 257H190V255H189ZM1 258V257H0ZM4 258V257H3ZM12 257H8L7 256V259H9V261H10V259H11ZM17 258V257H16ZM30 258L28 259L29 261H30ZM32 258H35V257H33L32 256ZM31 258V259H32ZM77 257L75 256V259H76ZM140 258V257H139ZM194 258V257H193ZM237 258V257H236ZM78 259V258H77ZM76 259V260H77ZM145 259V258H144ZM231 259V262L233 263V264H239V262H236L235 260H237V259H235V257H234V259L233 258H230ZM243 259V258H242ZM11 260H13V258L11 259ZM16 260V259H15ZM18 260V259H17ZM26 260V258L25 259H23V262ZM33 260V259H32ZM35 260V259H34ZM33 260V264H34V262H38V261H34ZM82 260H83V258H82ZM258 260H256V261H258ZM6 262H7V260H5ZM5 261H4V264H5ZM7 262V264L9 263L10 264V262L11 263H13L12 261H10V262ZM20 261V260H19ZM42 261V260H41ZM41 261L39 260V262L41 263ZM72 261H73V258H72ZM80 261V260H79ZM243 261V262H244ZM17 262V261H16ZM21 262V261H20ZM32 262V261H31ZM38 262V263H39ZM43 262H44V260H43ZM84 262V261H83ZM88 262V261H87ZM97 262V261H96ZM189 262V261H188ZM249 262V261H248ZM24 263H26V262H24ZM30 263V262H29ZM39 263V264H40ZM45 263V262H44ZM61 263V262H60ZM124 263V262H123ZM148 264H167L166 263V260L165 261H161V263L159 262L158 263V261L156 260V259H154V258H151V259H148V262H147ZM241 263H242V261H241ZM0 264H2L1 263V261H0ZM15 264V263H14ZM42 264V263H41ZM83 264V263H82ZM141 264H142V262H141ZM230 264V263H229ZM248 264H250V262L248 263Z\"/></svg>", "mask_w": 264, "mask_h": 264}, {"label": "snow or ice", "instance_id": "6c2138e0", "mask_svg": "<svg viewBox=\"0 0 264 264\" xmlns=\"http://www.w3.org/2000/svg\"><path fill=\"white\" fill-rule=\"evenodd\" d=\"M172 98L160 109V113H174L177 117H181L185 122L190 118L188 114L190 113V105L192 101L197 100L199 97L193 95L191 91L184 89L178 91L175 88L171 89L170 92ZM183 114V116H182ZM2 170V169H0ZM11 180L12 178L9 177ZM0 242L14 243L11 237H6L3 231H0ZM250 264H264V247L261 250V258L257 261H251Z\"/></svg>", "mask_w": 264, "mask_h": 264}]
</instances>
